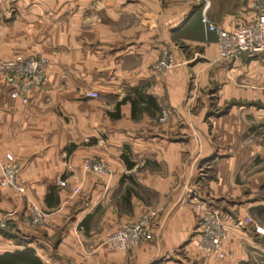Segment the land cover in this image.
<instances>
[{
    "label": "crops",
    "instance_id": "1",
    "mask_svg": "<svg viewBox=\"0 0 264 264\" xmlns=\"http://www.w3.org/2000/svg\"><path fill=\"white\" fill-rule=\"evenodd\" d=\"M256 1L210 0L208 19L231 31L252 22ZM165 52L174 64L157 72L152 65ZM218 55L217 33L193 0H0V60H48L40 87L22 92L15 80H0V161H16L25 184L23 195L0 188L8 219L0 256L262 264L264 235L254 227L264 228V51ZM86 157L105 161L110 173L85 171ZM191 195L230 227L224 257L197 247ZM27 201L44 213L42 225L30 224ZM151 209L149 235L135 247L105 243Z\"/></svg>",
    "mask_w": 264,
    "mask_h": 264
},
{
    "label": "built area",
    "instance_id": "2",
    "mask_svg": "<svg viewBox=\"0 0 264 264\" xmlns=\"http://www.w3.org/2000/svg\"><path fill=\"white\" fill-rule=\"evenodd\" d=\"M193 1L200 6L201 22L207 24L209 30H215L217 33L218 59L251 57L264 51V0H258L253 4L254 17L251 23L237 24L231 31L218 29L209 21L207 10L210 6V0ZM173 64L171 54L165 52L152 65V68L157 72H165ZM47 66L48 60L40 56L0 60V80L4 82L15 80L20 91L27 92L32 88L42 86L46 82ZM84 96L95 98L98 94L95 91H85ZM82 167L89 172L110 173L107 163L97 157L84 158ZM60 184H62L61 181ZM5 187L12 188L20 195L25 194V184L20 175V166L11 158L0 161V188ZM187 201L199 212L196 227L197 247L206 254L218 258L224 257L222 242L230 227L225 226L221 215L204 201L197 199L194 195L189 196ZM27 202L30 224L42 225L44 213L31 201ZM155 214V209H152L135 222L121 224L106 237L105 243L120 250H130L143 238L148 237V225ZM7 225L8 219L5 216H0V229H5ZM254 231L264 235V228L261 226H255Z\"/></svg>",
    "mask_w": 264,
    "mask_h": 264
},
{
    "label": "trees",
    "instance_id": "3",
    "mask_svg": "<svg viewBox=\"0 0 264 264\" xmlns=\"http://www.w3.org/2000/svg\"><path fill=\"white\" fill-rule=\"evenodd\" d=\"M120 102L116 104V108L119 106ZM133 104V103H132ZM97 139L96 138H90L86 143L87 144H94L96 143ZM74 144H71L70 147L68 148V152L74 147ZM129 148L124 146V149L121 153V158L124 161L125 165L127 168H131L133 166L132 161L130 160V155H129ZM53 186L50 187L49 189V194H52ZM25 251V250H24ZM27 251H31V249H26ZM23 253V252H22ZM20 252H14V253H9L5 252L3 255L0 256V264H18V263H24V264H40L39 260L35 257H33L30 261L25 260L23 261ZM240 264H256L254 261H243Z\"/></svg>",
    "mask_w": 264,
    "mask_h": 264
},
{
    "label": "rangeland",
    "instance_id": "4",
    "mask_svg": "<svg viewBox=\"0 0 264 264\" xmlns=\"http://www.w3.org/2000/svg\"><path fill=\"white\" fill-rule=\"evenodd\" d=\"M98 159H100V158H98ZM101 160V159H100ZM89 172V171H88ZM92 173H94V172H92ZM95 174H100V173H95ZM152 210V209H151ZM150 210V211H151ZM150 211H148L147 213H149ZM147 213H145V214H147ZM154 218V217H153ZM153 218H152V220H153ZM152 220L150 221V223L152 222ZM150 223H149V225H150ZM149 225H148V228H149ZM149 231V230H148ZM132 249V248H131ZM262 264H264V259H262Z\"/></svg>",
    "mask_w": 264,
    "mask_h": 264
}]
</instances>
